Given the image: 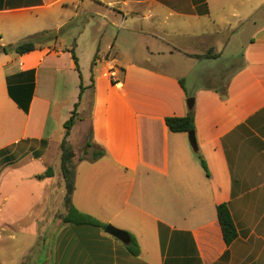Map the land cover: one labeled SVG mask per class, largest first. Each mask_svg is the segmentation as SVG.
I'll list each match as a JSON object with an SVG mask.
<instances>
[{
  "label": "crops",
  "instance_id": "crops-1",
  "mask_svg": "<svg viewBox=\"0 0 264 264\" xmlns=\"http://www.w3.org/2000/svg\"><path fill=\"white\" fill-rule=\"evenodd\" d=\"M87 1L0 0L2 47L67 26L34 51L0 54V264L8 263L9 242L10 262L29 243L13 264H264V0ZM85 2L98 19L95 40L101 35L104 43L88 84L77 53L80 37L95 25L70 30ZM225 54L233 61L227 76L202 66L194 76L209 83L186 88L188 69ZM109 63L118 84L103 75ZM190 103L196 150L189 134L165 124L166 117L185 116ZM75 104L67 141L86 112L91 141L88 158L74 162L71 203L133 237L136 257L125 248L130 241L62 223V179L58 217V173L53 168V177L38 179L54 165ZM96 151L104 155L92 160ZM220 204L237 231L228 246L216 217Z\"/></svg>",
  "mask_w": 264,
  "mask_h": 264
},
{
  "label": "trees",
  "instance_id": "trees-1",
  "mask_svg": "<svg viewBox=\"0 0 264 264\" xmlns=\"http://www.w3.org/2000/svg\"><path fill=\"white\" fill-rule=\"evenodd\" d=\"M67 30V26H63L58 31H44L41 33H36L20 43L14 46H0V54L7 53L10 50H13L16 54L22 55L34 51L36 48H39L42 44L48 41H55L59 37L63 35V33ZM72 59L75 63V68L78 73V61L74 54L73 48L70 50ZM81 77V76H80ZM182 85V83L180 82ZM82 87L80 85V91ZM220 97L225 99V90L219 92ZM11 96V95H10ZM190 102H192V98L187 97ZM16 104L20 109L24 112L27 111V103L22 104L19 101L15 100ZM77 104H75L74 110L71 112V116L67 121L63 124L64 129V137L60 143V159H59V174L61 175V179L64 187V196H63V206L65 211L62 215L59 216V219L64 224L71 225H86L97 227L102 230L107 226L106 224L100 222L99 220L93 218L92 216L82 213L78 211L71 203V196L74 190V179H75V166L73 162L74 154L67 144V137L70 134V131L75 123L76 119V109ZM165 124L168 130L172 133H187L192 135V145L196 150V142L193 137L195 126H194V115H193V105L190 103L188 106V112L183 117H166ZM104 155L103 151L93 152L92 160H96ZM201 160L202 167L206 170L205 162L201 159L200 155H198ZM54 176V169L52 167H47L45 171L38 176V179L50 178ZM216 217L218 220V224L220 226L222 238L224 243L228 246L237 238V231L232 220L231 214L226 204H220L216 206ZM126 250L130 253V255L136 257L139 254L138 246L133 237H130V243L125 246Z\"/></svg>",
  "mask_w": 264,
  "mask_h": 264
},
{
  "label": "rangeland",
  "instance_id": "rangeland-1",
  "mask_svg": "<svg viewBox=\"0 0 264 264\" xmlns=\"http://www.w3.org/2000/svg\"><path fill=\"white\" fill-rule=\"evenodd\" d=\"M88 3L89 0L87 1ZM87 2H85V5L84 6H80L79 9H77V16L74 18L73 22H72V27L70 30L76 28V26H82L84 25L83 27L87 28L85 25V21H89V24L91 25H95L94 27L92 28H87L84 35L80 37V40H79V51H78V55H79V58H80V72L81 74L84 76L85 78V83L88 84L89 82V77L91 76V73L94 72V67H92V71H91V66H92V61H93V57H94V54L97 50V48L100 46L102 47V45H104V43L100 42L101 41V38L102 36L100 35L98 37V39L95 40L96 38V35L98 34L97 33V20L96 18L94 19H91L90 17L92 16L93 13H91V11H89L88 9V6L89 4H87ZM84 7V8H83ZM130 7H132V4H130ZM140 18V16H139ZM132 23V22H131ZM135 25L139 26V22H135ZM139 30V28H138ZM116 29H114V32L115 33ZM102 34V33H101ZM111 35L109 34V36L106 38V35H105V39H111ZM136 38V37H135ZM105 39L103 40V42H105ZM247 38H241L240 41L241 42H244L246 41ZM21 42V41H20ZM92 43H94L95 45V49H94V52L91 53V45ZM175 44L177 46H180V42L178 40H176ZM126 48V46H124ZM229 54H225L220 60H217L215 62H208L207 64H204V65H199V66H194L192 67L191 69H188L187 71V79H186V88L187 89H190L191 85L194 84V85H197V86H204L206 84L209 83V81H207V83L203 80H197L195 78L194 75H196L197 73H203L204 70L202 69V66H205V67H208V71L216 76H219L221 79H223L225 76H227V73L229 72V68L230 66L233 64V61L231 60V58H229ZM100 69V66L97 65V67H95V70H99ZM78 118V116L76 115V119ZM83 122L81 125H79L78 127L80 128L79 131L77 132V134H75L73 136V138L71 139V141H67V144L68 146H70L73 154H74V157H73V162H76L78 160H81L82 158H88V156H86L84 154V152L86 151V143H90V124H89V121H88V113L86 112L84 115H83ZM75 119V120H76ZM56 139H58V136L55 137ZM91 151V150H89ZM103 157V156H102ZM59 158H60V149L59 151L57 152V157H55V161H53V167L52 168H55L56 172L58 173V178H56V185H55V189L57 190L56 191V198H55V203H56V206H55V212H56V217L59 216L58 212L62 211L63 208L61 206H58L57 202H58V198H59V194H58V186H59V183H60V179H61V175L59 174L58 170H59ZM101 159V157H100ZM55 224L57 223V220H55L54 222ZM52 230H48L46 233V238H45V249L44 250H47V245L49 244V241H50V232ZM10 244L6 245L5 247V256L7 257V262L6 264H13V262H18L17 260H21L22 257L25 254L26 250L29 248V243L27 242H24V245L21 248V250L17 253H12V257H14V261L13 262H10V258H11V249H13L11 243L12 242H9ZM45 254V253H44ZM35 260H37L35 258ZM42 260H43V257H42ZM44 261V260H43ZM27 261H25L23 264H26ZM36 262H34L35 264Z\"/></svg>",
  "mask_w": 264,
  "mask_h": 264
},
{
  "label": "water",
  "instance_id": "water-1",
  "mask_svg": "<svg viewBox=\"0 0 264 264\" xmlns=\"http://www.w3.org/2000/svg\"><path fill=\"white\" fill-rule=\"evenodd\" d=\"M189 135L192 137L191 134H189ZM104 231H105L107 234H109V235H111V236L117 238L118 240H120V241H121L122 243H124V244H128L129 241H130L129 237H128L124 232H122V231H120V230L114 228V227L111 226V225H107V226L105 227Z\"/></svg>",
  "mask_w": 264,
  "mask_h": 264
},
{
  "label": "built area",
  "instance_id": "built-area-1",
  "mask_svg": "<svg viewBox=\"0 0 264 264\" xmlns=\"http://www.w3.org/2000/svg\"><path fill=\"white\" fill-rule=\"evenodd\" d=\"M117 68L115 65L108 64L106 71L103 73V75L110 79V81L114 82L115 84H118V77H117Z\"/></svg>",
  "mask_w": 264,
  "mask_h": 264
}]
</instances>
